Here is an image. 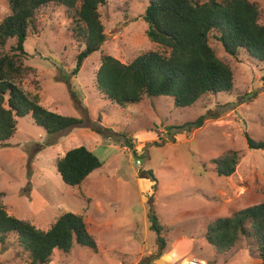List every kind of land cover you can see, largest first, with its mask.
<instances>
[{
	"label": "rangeland",
	"instance_id": "obj_1",
	"mask_svg": "<svg viewBox=\"0 0 264 264\" xmlns=\"http://www.w3.org/2000/svg\"><path fill=\"white\" fill-rule=\"evenodd\" d=\"M251 1L259 8L258 22L264 24V0ZM147 5L148 0H106L99 12L107 40L100 51L83 61L77 73L75 59L83 46L75 37L72 13L64 7L49 4L39 8L40 33L30 34L24 43V63L36 72L17 84L31 95L38 94L40 104L50 112L88 119L83 126L55 136L34 124L30 116L18 118L9 146L0 148L1 202L8 215L46 231L62 214L75 213L83 217L95 240L96 252L74 244L69 254L55 250L49 264H141L139 255L147 258V251H151L149 256L158 252L156 235L150 229L152 212L164 227V241L170 232L171 243L183 231L181 227L185 229L182 237L203 238V226L264 198V150H249L244 136L264 141V63L244 53L231 58L211 37L217 57L231 68L234 86L230 94L207 95L181 109L164 97H144L138 104L122 108L95 88L101 57L128 64L143 53L161 49L146 36L142 16ZM9 14L8 0H0V22ZM14 44V39L8 41L4 50ZM33 80L38 81L39 89ZM248 93H255L256 98L243 102ZM205 115L212 118L191 133L176 128L166 132V127ZM127 141L135 157L125 146ZM77 147L92 152L102 166L80 186L71 187L60 178L56 162ZM230 150L240 152L241 158L233 175L220 177L211 160ZM139 171H151L156 181L139 178ZM195 244L192 253L183 258L203 251ZM20 250L16 235L9 234L0 245V264H26L25 256L17 254ZM216 253V260L208 262L259 261L255 244L245 237L232 249Z\"/></svg>",
	"mask_w": 264,
	"mask_h": 264
},
{
	"label": "trees",
	"instance_id": "obj_2",
	"mask_svg": "<svg viewBox=\"0 0 264 264\" xmlns=\"http://www.w3.org/2000/svg\"><path fill=\"white\" fill-rule=\"evenodd\" d=\"M49 4L62 6L72 13L73 31L83 46L76 56L74 72L79 71L85 59L100 51L107 40L99 12L106 0H8L10 14L0 22V148L9 146L7 141L16 133L18 118L30 116L34 124L55 136L81 127L88 120L48 111L40 104L38 94L31 95L17 84L29 74L35 75L36 70L24 63V43L30 34L40 33L36 13ZM142 20L147 24V38L162 52L143 53L128 64L103 56L95 73V88L119 107L138 104L144 97H164L172 99L175 109H181L193 106L207 95L230 94L234 86L233 74L229 64L217 57L210 44L211 37L231 58L244 53L249 59L264 63V24L258 22L259 8L251 0H208L204 3L148 0ZM12 39L15 44L5 51ZM66 83L72 93L70 81ZM33 84L40 88L38 81L33 80ZM255 98V93H248L242 100L251 102ZM208 118L212 117L200 116L193 122L166 127V132L170 134L176 128L191 133L201 128ZM244 136L249 150H264V141H254L246 133ZM125 146L135 157L129 141ZM240 158V152L230 150L211 163L218 176L228 178L235 172ZM101 166L92 152L77 147L58 159L56 171L66 185L76 187ZM139 176L153 183L156 181L151 171H139ZM2 197L0 193V245L5 244L9 234H15L16 245L21 249L17 254L25 256L26 264H49L55 250L69 254L74 244L96 252L95 240L81 215L64 213L48 230L41 231L8 215ZM153 213L149 216L150 229L156 235L158 252H161L165 247L164 227ZM241 237L253 241L257 264H264V198L259 204L214 219L207 225L202 239L217 252H225Z\"/></svg>",
	"mask_w": 264,
	"mask_h": 264
},
{
	"label": "crops",
	"instance_id": "obj_3",
	"mask_svg": "<svg viewBox=\"0 0 264 264\" xmlns=\"http://www.w3.org/2000/svg\"><path fill=\"white\" fill-rule=\"evenodd\" d=\"M151 187V186H149ZM147 188V187H146ZM218 218V217H217ZM204 227V233L207 227V225L203 226ZM180 229H182L183 231H181V234L185 233V229L183 227H181ZM186 232H188L186 230ZM170 232L167 233V242L165 244L164 249L161 252H157L153 253L152 256H149V254H151V251H147L146 255L147 258H144L142 255H139V257L141 258L142 261H140L141 264H178V261L180 262L184 256L189 255V253L193 251V249L196 247V244L198 245L199 249H203V251L198 255V256H194L192 258L195 259H201V261H206L205 264H216V262L213 263V260H208L207 259H214V261L217 258V253L213 247V249L210 247V249H208L207 246H209V244H205L206 242L202 239V237H195L191 239L189 238H185L182 237L181 234L176 235L174 240H172V242L170 243ZM195 242V243H194ZM211 246V245H210ZM160 253V254H159ZM216 253V256H215ZM158 255V256H157ZM120 264V263H119Z\"/></svg>",
	"mask_w": 264,
	"mask_h": 264
},
{
	"label": "built area",
	"instance_id": "obj_4",
	"mask_svg": "<svg viewBox=\"0 0 264 264\" xmlns=\"http://www.w3.org/2000/svg\"><path fill=\"white\" fill-rule=\"evenodd\" d=\"M179 264H205V262L200 261L198 259L195 258H185L182 259Z\"/></svg>",
	"mask_w": 264,
	"mask_h": 264
}]
</instances>
